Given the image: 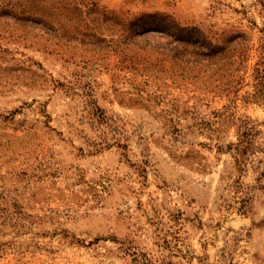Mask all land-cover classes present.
Wrapping results in <instances>:
<instances>
[{"label": "rangeland", "instance_id": "1", "mask_svg": "<svg viewBox=\"0 0 264 264\" xmlns=\"http://www.w3.org/2000/svg\"><path fill=\"white\" fill-rule=\"evenodd\" d=\"M0 264H264V0H0Z\"/></svg>", "mask_w": 264, "mask_h": 264}, {"label": "trees", "instance_id": "2", "mask_svg": "<svg viewBox=\"0 0 264 264\" xmlns=\"http://www.w3.org/2000/svg\"><path fill=\"white\" fill-rule=\"evenodd\" d=\"M185 41H186V43L191 44L193 46V50L194 51H196V50L197 51L198 50H203L204 51V49L198 45V40H194V39L188 38ZM218 49H224V47L212 45V44L209 43V45H208V47H207V49H206V51H205L204 54L207 57H211L212 56V53L217 52Z\"/></svg>", "mask_w": 264, "mask_h": 264}]
</instances>
